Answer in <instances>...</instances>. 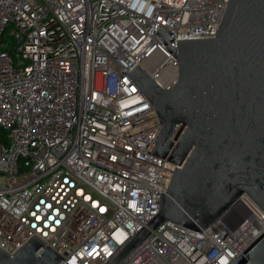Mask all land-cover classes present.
Returning <instances> with one entry per match:
<instances>
[{
	"label": "built area",
	"instance_id": "2783aa9c",
	"mask_svg": "<svg viewBox=\"0 0 264 264\" xmlns=\"http://www.w3.org/2000/svg\"><path fill=\"white\" fill-rule=\"evenodd\" d=\"M228 0H0V250L32 237L58 264H104L159 210L177 165L147 152L161 123L125 72L161 88L179 39L216 35ZM264 232L240 195L201 232L165 221L119 264H231Z\"/></svg>",
	"mask_w": 264,
	"mask_h": 264
},
{
	"label": "water",
	"instance_id": "95a60500",
	"mask_svg": "<svg viewBox=\"0 0 264 264\" xmlns=\"http://www.w3.org/2000/svg\"><path fill=\"white\" fill-rule=\"evenodd\" d=\"M178 60V79L164 89L140 66L127 73L153 111L123 133L161 123L147 152L175 163L158 212L104 264H119L152 230L170 221L201 232L240 195L264 211V0H228L215 36L179 39L158 28ZM61 256L32 237L0 264H58ZM64 259V258H62ZM231 264H264V232Z\"/></svg>",
	"mask_w": 264,
	"mask_h": 264
}]
</instances>
